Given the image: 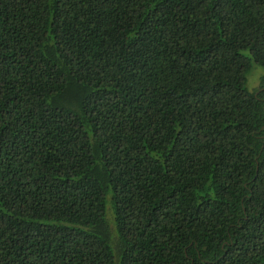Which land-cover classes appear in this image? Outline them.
Returning a JSON list of instances; mask_svg holds the SVG:
<instances>
[{"label":"trees","instance_id":"trees-1","mask_svg":"<svg viewBox=\"0 0 264 264\" xmlns=\"http://www.w3.org/2000/svg\"><path fill=\"white\" fill-rule=\"evenodd\" d=\"M0 264H264V0H0Z\"/></svg>","mask_w":264,"mask_h":264},{"label":"rangeland","instance_id":"rangeland-1","mask_svg":"<svg viewBox=\"0 0 264 264\" xmlns=\"http://www.w3.org/2000/svg\"><path fill=\"white\" fill-rule=\"evenodd\" d=\"M255 67L257 68L255 71H253V72L250 73L249 75L247 74V75L245 76V86H246V88H247L248 90H252V88H253V86H252V82H253V83L255 82V84L258 82V81H257V80H258V77H257V75L255 74V72H256L257 70H259L260 73L258 74V76L261 74V68H260L259 66H257V65H255Z\"/></svg>","mask_w":264,"mask_h":264}]
</instances>
